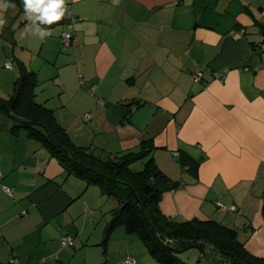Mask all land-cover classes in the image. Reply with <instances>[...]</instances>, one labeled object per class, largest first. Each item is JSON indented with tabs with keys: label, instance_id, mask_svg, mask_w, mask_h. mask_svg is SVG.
I'll return each instance as SVG.
<instances>
[{
	"label": "crops",
	"instance_id": "obj_1",
	"mask_svg": "<svg viewBox=\"0 0 264 264\" xmlns=\"http://www.w3.org/2000/svg\"><path fill=\"white\" fill-rule=\"evenodd\" d=\"M2 2L15 7L0 13L6 20L0 35L31 26L21 0ZM66 4L75 21L69 26L66 8L59 22L41 25L51 35L42 40L39 53L47 47L37 66L17 52L16 34L14 41L0 43L2 60L12 56L16 76L25 66L37 71L39 81H59L60 67L71 65L72 56L64 55L56 71L44 66L52 57L57 64L63 48L75 43L66 50L79 55L74 70L81 72L76 76L83 80V91H74L81 102L75 101L72 115L89 117L80 134L64 128L71 139L96 153H115L136 150L139 140L150 138L157 165L181 181L162 193L161 213L179 221L214 219L232 226L243 233L248 252L264 257V48L251 44L262 40L257 27L264 25V0ZM69 30L72 43L65 45L62 33ZM20 47L29 46L24 40ZM223 70L224 78H216ZM196 71H202L198 82L192 77ZM132 99L142 105L132 108L126 121ZM52 109L62 126L58 108ZM9 124L0 119V264H11V257L20 264H124L128 256L134 264H162L122 227L103 243L116 201L98 186L65 175L39 141L22 130L10 133ZM181 150L201 159L196 175L174 160V152ZM193 248L194 258L212 252Z\"/></svg>",
	"mask_w": 264,
	"mask_h": 264
},
{
	"label": "trees",
	"instance_id": "obj_2",
	"mask_svg": "<svg viewBox=\"0 0 264 264\" xmlns=\"http://www.w3.org/2000/svg\"><path fill=\"white\" fill-rule=\"evenodd\" d=\"M71 17L75 21V17ZM257 30L262 40L251 44L261 51L264 25H258ZM65 32L72 34V30ZM20 68L11 94L0 96V119L10 122V133L22 130L27 137L39 141L57 160L65 175L81 178L86 186H98L103 196L116 201L104 230L103 243L115 229L122 227L126 233L136 234L162 264H187L177 253L193 247L202 253H206L205 248L211 250L215 254V264H264V257L252 255L237 240V231L232 226L214 219L179 221L161 213L162 193L177 187L181 181L173 180L157 165L152 154L156 147L150 138L139 140L136 150L115 153H96L92 146L77 145L57 122L53 109L35 100L34 91L39 83L37 71L25 66ZM8 69H12V64ZM140 105L139 99L126 104V121L130 110ZM175 153L174 160L180 167L196 175L201 159H194L183 150ZM135 161H143L141 169L130 168ZM261 212L264 221V187Z\"/></svg>",
	"mask_w": 264,
	"mask_h": 264
},
{
	"label": "rangeland",
	"instance_id": "obj_3",
	"mask_svg": "<svg viewBox=\"0 0 264 264\" xmlns=\"http://www.w3.org/2000/svg\"><path fill=\"white\" fill-rule=\"evenodd\" d=\"M25 31V29H16L13 30L12 33L9 32L8 36H4L3 34L0 35V43L5 44V41L7 38H10L11 41H14L16 38L18 40V45H17V52L20 53L23 56H26L27 58H31L32 62L34 64H36V66L38 65V61H40V59L42 58V54L44 53V49L47 46L43 47V51L41 53V46H42V40H40V38L36 35H32V34H26L24 36H21V33H23ZM16 34V38L14 37V35ZM5 40H4V39ZM58 38L61 42V38L58 34ZM73 38V35H72ZM28 43L29 47H26L25 49L21 48L20 46H22V41H24ZM9 42V41H8ZM21 42V43H20ZM75 43H73L74 45ZM8 45V44H6ZM73 45H70L69 47H64L62 52L59 55V62L57 64L53 63V57L51 60L48 61V65L47 63L44 66V69H52L53 67L58 68L60 66V60L63 59L64 55H71L73 58V65H65L60 67V76L57 77L59 81H54L53 79H47V80H43V81H39L38 83V90H37V95L35 97V99H37L36 101L39 103L44 104L43 102H45L46 100V104H49V106L47 107H51V108H58L55 109V112L58 113V115L60 116V123L62 124V126H64V128L66 127V129L69 132H78L80 134L81 129H85L86 128V124L84 120H87L88 118H85V116L87 115H82L79 117V119L77 117H75L74 115H72V111L73 108L75 110H77L78 107H76L75 105L77 104L75 101L81 102L79 100V98H81L79 95H75L74 91L75 89L80 91V93L83 91V87H81V89L79 88V75L76 76L78 73L81 72H77L74 70V65L78 63V61H80L79 55L77 53H74V55H72V53H70L68 50V48H72ZM9 47H11V44L8 45ZM61 47L62 44H61ZM61 50V48H60ZM60 51H57V53L54 54V56L56 54H58ZM51 55L53 56V54L51 53ZM9 59L4 58L2 60L1 57V52H0V96L2 97H8L11 92H12V83H13V78H15L17 73V68L15 65V62L13 61L12 56L9 54L8 55ZM9 60L11 62V64L13 65L12 68H14V70L8 69L5 67V62ZM36 62V63H35ZM73 66V68H72ZM73 69V70H72ZM15 71V73H14ZM63 82L65 87H66V91H62L61 88V84L59 82ZM79 86V87H78ZM83 86V84H82ZM85 93V92H84ZM48 98V99H47ZM39 100V101H38ZM44 100V101H43ZM73 103H74V107H73ZM78 112V111H77ZM88 116V115H87ZM89 117V116H88ZM67 132V131H66ZM94 137H103L102 134L101 135H93ZM143 164V161H135L132 162L130 164V168L132 170H139L141 169ZM264 187V185H263ZM263 192V189H262ZM237 222H240L237 221ZM241 223V222H240ZM244 240L245 237L243 235L242 232H239L237 234V240L239 242H243L241 240ZM192 251H194V248H189L187 250H184L182 252L177 253V257L180 258V260L186 262L187 264H205V263H209V264H215V256L214 253L211 252L209 254H207L205 257L199 259V255L198 257L194 258L195 255H192ZM206 254V253H205ZM192 256V257H191ZM211 259H210V258Z\"/></svg>",
	"mask_w": 264,
	"mask_h": 264
},
{
	"label": "clouds",
	"instance_id": "obj_4",
	"mask_svg": "<svg viewBox=\"0 0 264 264\" xmlns=\"http://www.w3.org/2000/svg\"><path fill=\"white\" fill-rule=\"evenodd\" d=\"M25 18L31 22L30 27H26L21 36L26 34L36 35L40 40L50 36L51 32L42 28L41 25H52L59 22L67 11L65 7L66 0H21ZM9 7H15V4L5 3L0 0V13ZM6 20L0 15V29H3Z\"/></svg>",
	"mask_w": 264,
	"mask_h": 264
},
{
	"label": "built area",
	"instance_id": "obj_5",
	"mask_svg": "<svg viewBox=\"0 0 264 264\" xmlns=\"http://www.w3.org/2000/svg\"><path fill=\"white\" fill-rule=\"evenodd\" d=\"M65 6H66V8L68 9V14H71L70 6H69L68 4H66ZM73 21H74V18H73V17H70V19L68 20V23H69L70 26H71V23H72ZM62 40H63V43H64L65 45H69V44L71 43V41H72V34H71V32H64V33L62 34ZM5 67H7V68H11V64H10V62H6V63H5ZM224 73H225V70H223V71H219V72H216V73H215V77L218 78V79H220V80H222V79L224 78ZM192 77H193V80H194V81L198 82V81H200V79L202 78V72H201V71H196V72L192 75ZM79 79H80V81H79V86L81 87L82 84H83V80H82V78H81L80 75H79ZM85 118H88V116L86 115ZM174 156H176V153L174 154ZM2 188H4V190H5L6 192L10 193V189H9L8 187L2 185ZM69 240H70V238H65V239H64V242L69 241ZM10 263H11V264H20L19 260H18L16 257H11V259H10ZM134 263H135V261H134V258H133L132 256H128V257H126V259L124 260V264H134Z\"/></svg>",
	"mask_w": 264,
	"mask_h": 264
},
{
	"label": "bare ground",
	"instance_id": "obj_6",
	"mask_svg": "<svg viewBox=\"0 0 264 264\" xmlns=\"http://www.w3.org/2000/svg\"><path fill=\"white\" fill-rule=\"evenodd\" d=\"M202 72V71H201Z\"/></svg>",
	"mask_w": 264,
	"mask_h": 264
}]
</instances>
